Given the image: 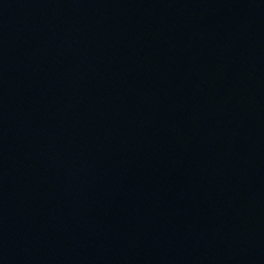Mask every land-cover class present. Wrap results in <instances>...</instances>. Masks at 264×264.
Listing matches in <instances>:
<instances>
[{"label":"water","instance_id":"1","mask_svg":"<svg viewBox=\"0 0 264 264\" xmlns=\"http://www.w3.org/2000/svg\"><path fill=\"white\" fill-rule=\"evenodd\" d=\"M237 264H264V219Z\"/></svg>","mask_w":264,"mask_h":264}]
</instances>
